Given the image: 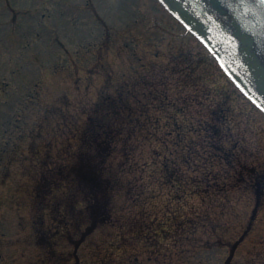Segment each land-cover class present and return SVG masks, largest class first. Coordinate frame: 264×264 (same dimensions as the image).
Returning a JSON list of instances; mask_svg holds the SVG:
<instances>
[{"label":"rangeland","instance_id":"obj_1","mask_svg":"<svg viewBox=\"0 0 264 264\" xmlns=\"http://www.w3.org/2000/svg\"><path fill=\"white\" fill-rule=\"evenodd\" d=\"M0 264H264V115L155 0H0Z\"/></svg>","mask_w":264,"mask_h":264},{"label":"water","instance_id":"obj_2","mask_svg":"<svg viewBox=\"0 0 264 264\" xmlns=\"http://www.w3.org/2000/svg\"><path fill=\"white\" fill-rule=\"evenodd\" d=\"M165 2L171 10L201 34H204V30H209L205 26L206 21L212 22L208 36L204 38L234 70L237 77L245 79L247 72L256 78L255 85L248 81L246 85L259 94L256 96L264 104V50H255L246 42V35L243 33L245 29L251 36H262L261 42L264 43V3L260 0H204L207 9L213 11L212 14H207L199 0H165ZM249 40L251 38L248 36ZM236 47H240L239 54ZM239 55L244 62L239 61Z\"/></svg>","mask_w":264,"mask_h":264},{"label":"trees","instance_id":"obj_3","mask_svg":"<svg viewBox=\"0 0 264 264\" xmlns=\"http://www.w3.org/2000/svg\"><path fill=\"white\" fill-rule=\"evenodd\" d=\"M136 112H138V113L136 115H133L134 122H136V124L134 126L135 127L134 129H136V130H133V132L135 133L137 130H141V129L142 130L144 129L146 131L147 129H149V127H150V125L152 123V119L150 118V114H146L145 113V112H147V109H145V108H142V109H140L139 111H136ZM123 130H124V128L120 130V133L124 134L125 131H123ZM214 131H216V130H214ZM193 132H196V128L194 126H192V127L190 126V127L185 128V129L180 128V130H178L177 133H176L178 137L176 138V140L174 142H176V144H178V145H181V141L184 140L185 146H187L188 150L190 151L191 148H192V145L194 143V140H195V138L192 137V133ZM155 134H157V132ZM181 138H184V139L181 140ZM103 144H105V143H103ZM158 152L159 151L156 149V154L157 155H159ZM187 156H188L187 159L189 161L191 156H192V154L189 156V152L187 151ZM159 158L162 160V162L160 164L162 165L161 170H162V173H163L162 177L164 178V180L169 181V183H174V181L179 182L181 180L184 181V179L182 177H179L177 175L175 165H173V166L170 165L169 167L166 166V164L169 163V160L167 159V157L163 156V158H162V157L159 156ZM164 166H166V167H164ZM77 174H78L79 177H81L80 173L77 172ZM83 176L86 177L85 174ZM175 184L176 183H174L173 185H175Z\"/></svg>","mask_w":264,"mask_h":264},{"label":"snow or ice","instance_id":"obj_4","mask_svg":"<svg viewBox=\"0 0 264 264\" xmlns=\"http://www.w3.org/2000/svg\"><path fill=\"white\" fill-rule=\"evenodd\" d=\"M261 3H264V0H260Z\"/></svg>","mask_w":264,"mask_h":264}]
</instances>
